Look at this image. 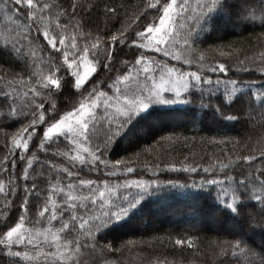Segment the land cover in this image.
I'll list each match as a JSON object with an SVG mask.
<instances>
[{
  "label": "snow or ice",
  "instance_id": "snow-or-ice-1",
  "mask_svg": "<svg viewBox=\"0 0 264 264\" xmlns=\"http://www.w3.org/2000/svg\"><path fill=\"white\" fill-rule=\"evenodd\" d=\"M215 14L258 25L248 39L264 49V0H0V264H126L145 242L102 231L165 189L214 190L229 223L206 244L187 231L153 240L189 264H264L245 239L264 232V51L205 44ZM212 99L223 119L260 130L255 143L170 132L109 157L151 104Z\"/></svg>",
  "mask_w": 264,
  "mask_h": 264
},
{
  "label": "trees",
  "instance_id": "trees-1",
  "mask_svg": "<svg viewBox=\"0 0 264 264\" xmlns=\"http://www.w3.org/2000/svg\"><path fill=\"white\" fill-rule=\"evenodd\" d=\"M63 2V0H62ZM136 0H133L135 3ZM212 21L218 26L219 32H206L201 39L207 43L221 41H237L241 48V56L253 55L264 51L253 39L249 42V35L259 32L258 25L240 23L235 15L227 20L219 14L212 16ZM237 27H233V24ZM152 55V53H149ZM213 54L208 53L211 57ZM0 60L7 62L5 55H0ZM170 64H176L170 61ZM189 69L185 65H177ZM96 78L107 79L103 69H99ZM215 99L209 101L208 107H201L199 103L176 102L167 105L152 104L132 117L124 132L113 142L109 151L111 159H118L136 151L145 144H150L157 137L170 132H181L185 135L199 134L203 136H228L246 140L251 136L255 143L256 138L262 133L259 129L254 132L247 131L246 121L237 122L223 119L216 114ZM169 121V122H168ZM259 145H257L258 147ZM205 145L197 143L191 151L203 154ZM223 147V145H220ZM167 144L163 145L162 151L168 150ZM178 150H184L177 145ZM231 149V145H229ZM208 151H216L207 148ZM240 149L237 148V151ZM146 157H141V160ZM150 159V158H147ZM162 178L175 176L174 173H163ZM215 192L212 189H165L161 192H152L146 195L140 203L132 208L128 215L119 221L108 225L101 233L108 240L118 243L121 239H134L143 241L145 250L137 253L133 250L126 253V264H150V259L161 254H167L169 260H177L179 264H189V258H182L171 252V245H161L152 237H167L169 233L189 232L198 236L207 243V240L226 231L229 223L227 214L217 212L214 208ZM158 216V219L155 217ZM153 219V221H152ZM182 219V220H181ZM181 220V221H176ZM209 224V226H208ZM248 244L258 251L264 250V232L259 230L245 236ZM150 245V247H149Z\"/></svg>",
  "mask_w": 264,
  "mask_h": 264
},
{
  "label": "rangeland",
  "instance_id": "rangeland-1",
  "mask_svg": "<svg viewBox=\"0 0 264 264\" xmlns=\"http://www.w3.org/2000/svg\"><path fill=\"white\" fill-rule=\"evenodd\" d=\"M152 55H157V54L152 53ZM158 58H161V57H158ZM170 61H171V60H169V62H170ZM153 104H154V103H153ZM155 104H157V105L160 104V105H161L162 103H155ZM151 105H152V104H151ZM162 105L165 106V105H167V104H162ZM168 122H169V121H168ZM155 217L158 219V216H155ZM181 220H182V219H181ZM181 220H176V221L178 222V221H181ZM152 221H153V219H152ZM208 226H209V224H208Z\"/></svg>",
  "mask_w": 264,
  "mask_h": 264
}]
</instances>
